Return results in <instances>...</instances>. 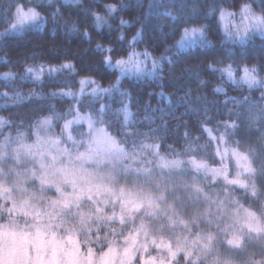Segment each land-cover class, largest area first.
<instances>
[{"label":"snow or ice","instance_id":"6c2138e0","mask_svg":"<svg viewBox=\"0 0 264 264\" xmlns=\"http://www.w3.org/2000/svg\"><path fill=\"white\" fill-rule=\"evenodd\" d=\"M70 2L77 0H60L62 7ZM32 3L9 0L2 9L9 27L0 32V47L7 46L8 37L49 22L37 10L44 0ZM199 3L103 4L109 16L136 11L129 20L121 18L120 25L129 29L139 25L128 41L126 56L113 55L123 47L96 45L94 51L108 53L100 65L118 72L114 82L105 87L87 76L78 81V92L68 85L69 90L47 96L35 89L0 94L12 101V107L49 97L74 101L63 116L54 105L42 114L41 104L27 126L19 114L16 119L0 116V264H264V76L260 75L264 68L247 64L218 68L216 64L223 61H215L206 69L219 72L220 79L231 85L261 90L257 99L230 96L221 85L207 92L210 82L201 78L205 69L192 64L194 60L202 64L214 47L207 25L183 28L179 41L163 48L171 56L148 51V47L156 50L149 41L167 40L180 24L193 22V15L207 18L217 12L225 43L244 46L253 34L264 38V0H259V12L247 0L228 8L213 0L207 12ZM79 11L91 15L96 28L107 23L91 8L81 6ZM66 16L58 8L50 18L66 34L90 41L87 32L80 33L73 14ZM160 16L172 21L168 32L153 22ZM126 40L127 33L117 37L122 45ZM140 43L147 45L142 52L136 50ZM224 54L229 59L234 55L231 50ZM37 58L35 50L25 57ZM65 70L79 75L70 62L40 63L25 64L19 79L25 81L31 74L41 81L45 72L51 76ZM2 75L4 86L11 87L16 74ZM145 77L159 80L161 87L165 78L170 80L175 101L169 99L167 109L144 107L142 121L139 97L122 90V81ZM192 82L197 84L195 92L186 87ZM156 95L166 98L163 91ZM169 138L173 144L183 140L181 149L169 144Z\"/></svg>","mask_w":264,"mask_h":264},{"label":"trees","instance_id":"16d2710c","mask_svg":"<svg viewBox=\"0 0 264 264\" xmlns=\"http://www.w3.org/2000/svg\"><path fill=\"white\" fill-rule=\"evenodd\" d=\"M37 2L38 0H33L31 6H35ZM123 2L127 3L128 0H123ZM242 2H244V0H216L217 5L226 8L232 4H235L238 7ZM247 2L252 3L255 11H260L259 0H256L255 3H253V0H247ZM8 3L9 0H0V32H3L9 27V23L6 21L2 11ZM110 3H117L119 5L121 0H77V2L66 4L63 7L61 6L60 0H56V2L51 4L48 3V0H44L43 5L37 9L41 12L43 17L48 18L49 22L44 28H32L25 30L18 35L10 36L7 38V46L0 47V94L8 93V95L11 96L14 92L28 93L32 89H35L37 93H43L47 96L50 92L69 90L68 85H71V91L74 92L79 86L78 81L87 76L101 82L105 87H107L109 83L114 82L118 72L114 73L100 65L102 56L107 55L108 53L101 54L94 51L96 45L101 44L107 47L111 44L118 50L123 47V52L118 51L113 55L116 58L126 56L127 52L130 51V49L127 48L128 41L131 40L135 31L139 28V25L132 29H129L127 26H121V18L129 20L137 13L136 11H132L131 13L128 11H120L113 16H109L103 9L102 5ZM212 5L213 0H200V3L197 6L203 12H207ZM81 6L91 8L92 11L104 16L107 23L96 28L94 18L91 15L85 17L84 13L79 11ZM58 8L65 14V18H67L66 14L71 12L73 14V20H78L80 22V33L87 32L91 37V40L89 41V39L80 34H66L62 28L54 26L50 17L51 13ZM229 10L235 11L236 8H229ZM163 11L164 9L162 8L161 12ZM78 12L79 14H77ZM189 15L192 14L189 13ZM153 22L163 25L166 32L172 27V21L163 16H160ZM109 25H111V28ZM205 25L208 26V39L214 47L208 51L206 59L202 58V64L200 61L195 60L192 61V64L193 66L200 65L205 69L201 78L210 82L206 91L210 93L212 88L221 85L227 90L230 96H240L243 94L250 95L253 99L259 98L261 90L250 91L247 86L240 88L231 85L220 79L219 72L211 73L206 70L207 65L212 64L215 61H223V63L216 64V67L218 68L224 67L227 64H232L234 68L245 64L249 67L255 65L257 68H264V54H262L264 53V38L259 34H253L244 46L225 43L227 37L225 36L221 22H218V17L216 15L207 18L193 15V22L180 24L175 34L170 35L167 40L163 42L149 41V44H154L156 46V50L153 51V48L148 47V51L152 52L154 56H160L161 54L171 56V52L163 53L165 44H175L179 41L180 33L185 27H200ZM121 33H127L128 36V40L124 41L123 45L117 41V37L120 36ZM146 47V44L140 43L136 45V50L142 52ZM34 50L38 58L35 60L25 59V57L32 56ZM228 50H231L234 54L232 59L227 58L224 54ZM6 61H11V63H6ZM69 62L75 65L76 72L79 73V75H73L69 70H65L51 76L45 72L41 77L42 82L36 81L31 74H29L28 79L25 81L19 79L20 76L25 74V64L39 65L40 63H45L46 65L59 66ZM150 66L149 62L148 67L150 68ZM94 68L96 69L95 71L92 70ZM10 71L16 74V78L11 81V87H6L4 85L7 82L4 80L2 74ZM240 74L241 73L237 72V76ZM260 75L264 76V71H261ZM122 86V90L132 91L134 96L139 97L141 111L138 119L142 121L144 120V107L149 106V110L160 108L167 109L169 106V99L173 102L175 101L173 84L167 78L163 81V87H161V82L159 80H152L147 77L140 80L126 78L122 81ZM186 87H190L194 92L197 91V84L195 82L186 84ZM161 91L166 94V98L156 95ZM149 93H153V95L149 96ZM209 99H212V97L209 96ZM220 99H223L222 95L220 96ZM34 100H36V98H34ZM105 102H108L106 98ZM50 103L55 106L57 111L65 112L74 101L70 98L60 99L49 97L45 101L35 102L30 105L25 104L23 107H12V101L8 100L3 95H0V116L16 119L17 114H19L25 117L24 123L25 126H27L31 117L38 114L41 104H43L45 109L42 114L47 115V107ZM97 106H99V101H97ZM118 106V104L113 103V107ZM229 107H231V105H229ZM86 110V108H81L82 112ZM132 111L135 113L137 108L133 107ZM181 111H183V109H181ZM155 115L159 116V111H157ZM220 118L221 117H217V119ZM185 119L187 120L188 118L185 117ZM168 120L170 125H175V121L171 120V118H168ZM209 126L211 127L212 125ZM183 131L184 129H180L181 134ZM255 139L256 136L254 135L253 140ZM200 142L204 143V140L202 139ZM168 143L173 144L171 138H169ZM182 145L183 140H180L179 143L173 144V147L176 148V150H180ZM162 151H165V149H162Z\"/></svg>","mask_w":264,"mask_h":264},{"label":"rangeland","instance_id":"374dc122","mask_svg":"<svg viewBox=\"0 0 264 264\" xmlns=\"http://www.w3.org/2000/svg\"><path fill=\"white\" fill-rule=\"evenodd\" d=\"M71 3V2H70ZM216 16L219 18V13L217 12L216 13ZM221 25H222V29H223V23L221 22ZM224 31V30H223ZM79 88H80V85L78 86V88H77V90L76 91H74V92H78L79 91ZM90 87H88L87 88V91H89L90 92ZM49 105H51V103L49 104ZM48 105V106H49ZM57 111V110H56ZM66 112H67V110L65 111V112H59V111H57V113L59 114V115H61V116H63V115H65L66 114ZM62 123H63V120H61V121H59L58 122V124L59 125H62ZM57 132H59V126H57V128L55 129Z\"/></svg>","mask_w":264,"mask_h":264}]
</instances>
